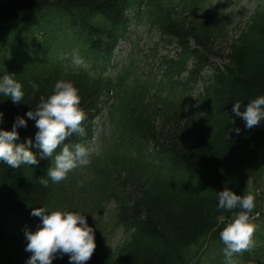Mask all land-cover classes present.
<instances>
[{"label": "trees", "instance_id": "trees-1", "mask_svg": "<svg viewBox=\"0 0 264 264\" xmlns=\"http://www.w3.org/2000/svg\"><path fill=\"white\" fill-rule=\"evenodd\" d=\"M129 7L130 0H0V76L14 74L25 92L17 105L0 96V128L11 130L14 118L35 109L62 79L79 89L87 116L86 135L73 134L65 143L89 141L109 99L121 129L114 133V153L90 161L84 181L67 189L51 181L43 159L16 169L0 163V264H26L25 230L37 229L40 218L30 213L42 206L85 215L96 244L85 264H226L219 233L240 209L217 207L224 189L254 195L252 222L261 230L233 264H264V121L246 129L232 113L234 102L243 111L264 95V5L230 41L210 10L201 18L191 6L178 19L151 11L153 25L179 46L173 72L187 75L184 95L170 100L162 91L150 100L143 83L126 82L127 73L112 75L110 60L124 38ZM74 51L84 61L79 67L70 63ZM220 59V66L213 62ZM194 84L201 86L195 96ZM25 119L16 143L37 131ZM110 203L113 227L124 231L114 250L101 223ZM52 264H69L68 254Z\"/></svg>", "mask_w": 264, "mask_h": 264}, {"label": "clouds", "instance_id": "clouds-1", "mask_svg": "<svg viewBox=\"0 0 264 264\" xmlns=\"http://www.w3.org/2000/svg\"><path fill=\"white\" fill-rule=\"evenodd\" d=\"M70 63L79 67L84 61L74 51ZM36 87L33 84V88ZM0 96L7 97L13 105L22 102L25 92L14 74L0 76ZM80 100L79 89L71 81L57 80L52 93L47 97L41 96L35 109L14 118L11 130L0 128V163L16 169L21 165H37L40 159L51 157L53 163L46 174L53 183L66 179L73 169L87 166L90 163L89 148L82 143H65L73 134L86 135L82 121L87 116ZM241 107L240 101L234 102L232 113L243 119L246 129L264 121V95L247 102L243 111ZM25 117L34 121L37 131L34 139L26 138L23 143H16L19 139L17 129L27 127ZM3 118L4 113L0 111V122ZM231 131L239 134L240 129ZM58 147L60 151L53 156ZM32 148L37 151L33 152ZM217 207L229 211L240 209L219 233L226 264H233L234 255L251 249L255 243L256 225L252 222L255 197L251 193L242 196L224 189L217 192ZM30 214L39 217L40 224L34 232L25 230V251L31 252L26 264H52L53 260L65 254H68L69 264H85L90 259L96 247L95 232L84 214L79 211H48L43 206L32 209Z\"/></svg>", "mask_w": 264, "mask_h": 264}, {"label": "rangeland", "instance_id": "rangeland-1", "mask_svg": "<svg viewBox=\"0 0 264 264\" xmlns=\"http://www.w3.org/2000/svg\"><path fill=\"white\" fill-rule=\"evenodd\" d=\"M178 2H180V0H162L164 7L168 8L173 6L175 11H180L183 7L181 4L178 5ZM261 2L262 0H211V4L208 6L215 9L217 14L223 15V24L225 26L224 32L227 35L226 38L230 41L231 38L238 34V28L244 26L243 24L248 20V17L252 16L253 11ZM208 6L206 5L205 8ZM200 12L201 14L203 13V11ZM139 19L141 23L138 22V28H134L136 31H134L132 36L131 45H122L123 50L121 57L122 59H126L127 55L132 53L136 59L135 66L137 75L141 79L147 81L150 85H154L160 80H164L162 73L163 70L160 68L162 59L164 57L176 59L178 49L175 44L167 45V43L162 40L159 31L151 26V19L148 15L143 16L139 14ZM223 45V43H219L220 49H222ZM214 62L217 65L223 63L221 59L215 60ZM124 63H126V61ZM163 83L166 84V80H164ZM196 90L195 94L197 92ZM110 136L111 127L108 123V115L104 112L96 121L94 138L87 146L90 150V155H100L104 148L109 144ZM113 209L114 204L110 203L106 205L104 215L101 217V223L106 227L107 233H109L108 238L110 250H114L124 238L123 231L112 225ZM260 232L261 230L256 226V231L253 234L254 242L256 241L254 236L260 234ZM203 263H205L204 260Z\"/></svg>", "mask_w": 264, "mask_h": 264}]
</instances>
